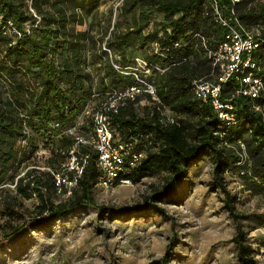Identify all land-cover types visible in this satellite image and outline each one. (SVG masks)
Listing matches in <instances>:
<instances>
[{
  "label": "trees",
  "instance_id": "16d2710c",
  "mask_svg": "<svg viewBox=\"0 0 264 264\" xmlns=\"http://www.w3.org/2000/svg\"><path fill=\"white\" fill-rule=\"evenodd\" d=\"M100 3L101 0H32L34 10L41 15V26L34 27L30 35L24 32V37L10 36L0 28V49L5 54L0 61V81L10 83L15 98L12 101L0 97V186L8 181V173L14 172L10 181L16 184V198L31 200L39 197L41 204L32 212L33 224L38 223L37 227H50L59 218L90 204L92 191L99 180L96 153L90 146L80 145L82 152L91 154V159L78 177L79 188L67 200L56 202L51 196L57 193V180L52 172L34 170L18 177V168L27 153L17 149L16 142L17 138L22 137L34 147V142L27 135V126L41 136L48 133L52 136L51 126L56 121L62 123L63 128L75 126L76 119L83 114L92 96L105 93L104 81L94 90L86 91L82 86V57L79 53L64 59L60 65L48 60L50 53L59 51L57 42L61 41L63 33H68L67 24L76 17V11L69 13L72 5L76 4V8L90 15L96 13ZM46 5L52 7L53 13L44 10ZM215 5L226 15L230 14L231 9L235 10L239 23L247 29H261L262 43L253 53L256 67L246 69L244 74L252 71L264 83V0H124L120 6L122 16L137 10L139 18L134 19L132 30L127 33L113 31V41H107L106 46L112 52L116 46L123 51L131 47L136 50L137 41L141 48L149 43L160 45V51L148 58L149 62L165 69L163 73L154 71L152 77H148L156 87L160 104L148 106L142 114L137 108L138 99L113 116V124L121 136L128 141L135 140L138 148L146 151V157L127 178L138 182L158 172H168L165 189L152 198L159 202L177 195L176 185L189 178V169L203 160L206 154L214 159V175L218 184L222 185L225 173L236 168L243 173L247 191L264 195V109L257 111L254 108V105L263 107L264 94L258 99L237 96L234 92L237 81L235 78L230 80L223 92L233 97L237 122L229 126L219 119L209 105L196 100L192 93V82L196 77L208 76L212 70L200 36L210 47L225 36L224 28L214 18ZM27 8L28 0H0V14L6 20H12L19 29L27 22L36 21ZM153 16L160 17L156 29L143 35L145 26ZM72 46L79 48L77 44ZM103 55L106 53L103 52ZM108 59L109 67L115 70ZM18 74H32L39 78L42 88L31 93L23 83L18 82ZM115 79L117 83L129 80L125 89L136 84L132 77L116 75ZM24 93L28 97L22 101L19 96ZM164 108L172 110L174 123L160 121ZM84 119L91 129V117L85 115ZM59 139L62 146L60 151L63 152L62 148H65L64 153L68 152L69 155L75 138L62 135ZM240 140L245 144V152L239 145ZM223 191L225 208L238 224L237 233L232 239L237 245V257L241 264H257L253 245L247 240L248 232L243 224V221L250 220L251 215L238 214L237 197L232 196L225 187ZM101 210L110 209L101 207ZM133 211L148 212L147 206L139 205L120 208L113 213L118 215ZM261 221L264 223V215ZM24 226H10L12 232L6 238L20 233Z\"/></svg>",
  "mask_w": 264,
  "mask_h": 264
},
{
  "label": "rangeland",
  "instance_id": "374dc122",
  "mask_svg": "<svg viewBox=\"0 0 264 264\" xmlns=\"http://www.w3.org/2000/svg\"><path fill=\"white\" fill-rule=\"evenodd\" d=\"M122 2L101 0L96 13L90 15L73 4L69 13L76 11V17L67 24L68 33H63L61 41L57 42L59 51L48 56V60L60 65L64 59L79 53L82 57V86L86 91L94 90L103 81L105 93L122 91L130 82H116V75H124L109 67L107 58L110 62V54L104 50L107 41H113V31L127 33L134 27V19L139 18L137 10L122 16ZM27 9L30 12V0ZM44 10L53 13L49 5ZM159 20L158 16L150 18L143 35L153 32ZM41 25L42 19L38 26ZM162 35L163 30L159 33L160 37ZM12 41L14 44L15 38ZM72 44L79 48L74 49ZM135 45L136 50L131 47L123 51L117 46L113 49V58L128 72L136 66V59L146 61L160 51L158 43H149L145 48H141L139 41ZM52 46L55 47L53 41ZM3 56L1 48L0 61ZM17 79L31 93L42 88L40 79L32 74H18ZM0 97L15 100L9 82L0 81ZM27 97L26 93L19 96L22 101ZM103 98L92 96L87 108H95L98 100ZM152 105L153 102L144 96L137 108L143 114L145 108ZM75 122L84 123L77 128L78 135L89 136L90 129L84 116H79ZM51 130L52 136L51 133L41 136L27 126V135L34 142V147L27 139L17 138L16 148L27 153L18 168V177L34 170H61L67 164L70 155L64 153L65 148L60 151L62 146L59 143L64 134L53 126ZM202 159L189 169V178L176 185L177 195L171 199L164 202L152 199L165 189L168 172H158L138 182L133 180L108 190L96 185L90 204L59 218L46 228L37 227L38 223L33 224L32 220V212L41 204L39 197L17 199L16 184L10 181L14 172H9L8 181L0 186V264H241L237 245L232 241L238 224L225 208L224 187L237 197V213L251 215L249 221H243L248 232L247 240L253 245L257 264H264V223L261 221L264 195L247 191L243 173L236 168L225 173L222 185L218 184L213 157L206 154ZM51 196L56 202L69 198L57 193ZM139 205L147 206L148 212L113 213L120 208ZM101 207L110 210H101ZM19 225H25L24 229L6 238L12 232L10 226Z\"/></svg>",
  "mask_w": 264,
  "mask_h": 264
},
{
  "label": "built area",
  "instance_id": "2783aa9c",
  "mask_svg": "<svg viewBox=\"0 0 264 264\" xmlns=\"http://www.w3.org/2000/svg\"><path fill=\"white\" fill-rule=\"evenodd\" d=\"M238 1L233 0V2ZM29 10L31 15L34 16L35 22H27L23 24L22 29H19L12 20H6L0 14V28L13 37H24V32L30 35L31 30L40 24L42 18L32 7V0H30ZM214 10L215 21L224 28L225 36L218 44L210 47L205 38L198 34L205 49V57L210 61L212 70L208 76L196 77L192 82V93H194L196 100L198 99L202 104L209 105L221 121L231 126L237 122L233 97H229L223 92L224 87L230 80L235 78L237 81L238 85L234 91L237 96H249L252 99H258L264 94L263 81L252 71L244 74L246 69L256 67L253 53L261 46L262 31L260 28L249 30L242 26L233 9L227 15L218 5H215ZM104 50L109 52L110 63L113 68L124 76L134 78L136 84L122 91L93 95L94 97L99 95L104 98L95 108L88 109L86 107L82 112V116H90L93 120V126L86 138L84 136L80 137L77 133L78 126L82 127L83 122H76L75 126L66 127V129L63 128L64 126L60 122L52 123L55 129L62 131L64 135L73 136L76 140L74 147L69 152L70 159L67 164L63 165V169L57 171L52 170V168L47 169V171L53 173L55 180H57V194L67 198L73 194L74 190L79 188L78 177L81 176L91 159L90 153L81 151L80 145L83 144L90 146L97 155L96 162L100 171L97 186L100 189L108 190L130 183L131 180L127 176L146 157V151L138 148L135 140L128 141L121 136L113 124V116L131 101L141 100L144 96L149 98L154 105L161 102L154 83L148 77L152 76L154 71L163 73L164 68L162 69L158 64L148 60L136 59V66L130 68L128 72L113 58V52L108 47H105ZM254 108L257 111H263L264 105L263 107L254 105ZM161 116V122L174 123L175 121L172 110L168 108L162 110ZM239 145L245 152L244 142L240 140Z\"/></svg>",
  "mask_w": 264,
  "mask_h": 264
}]
</instances>
